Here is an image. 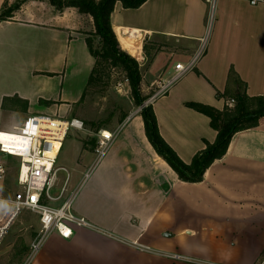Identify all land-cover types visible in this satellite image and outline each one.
Here are the masks:
<instances>
[{
  "label": "crops",
  "instance_id": "1",
  "mask_svg": "<svg viewBox=\"0 0 264 264\" xmlns=\"http://www.w3.org/2000/svg\"><path fill=\"white\" fill-rule=\"evenodd\" d=\"M5 1L18 0H0V12ZM209 17L208 0H149L138 9L117 2L111 16L121 49L148 64L143 94L206 41L194 69L152 104L161 136L187 164L217 139L211 119L187 103L223 110L239 91L231 73L248 96H264V5L217 0L211 26ZM94 32L90 15L59 11L47 0H28L0 22V132L22 128L38 113L69 112L82 99L95 66L87 44ZM162 40L176 49L161 48ZM42 99L66 105L43 107ZM76 136L72 157L56 167L67 169L58 174H69L71 190L82 185L74 212L92 227L75 228L70 239L53 232L33 264H257L264 254V122L238 132L197 183L180 180L158 155L141 113L83 184L95 149Z\"/></svg>",
  "mask_w": 264,
  "mask_h": 264
},
{
  "label": "built area",
  "instance_id": "2",
  "mask_svg": "<svg viewBox=\"0 0 264 264\" xmlns=\"http://www.w3.org/2000/svg\"><path fill=\"white\" fill-rule=\"evenodd\" d=\"M252 6L264 5V0H245ZM217 0H208L210 6L209 24L213 19V11ZM206 41H202L201 49L197 55L188 63H177L174 66L175 73L165 83L158 82L155 91L142 108L152 105L162 96L166 95L171 87L183 76L192 71L197 60L202 55ZM128 83L129 79H125ZM123 83H118L122 86ZM235 100H228L225 107H233ZM131 120V116L123 122L121 126L113 131L100 130L95 148V159L90 168L86 171L82 184L89 179L94 170L99 166L109 149L119 136L121 130ZM84 122L78 119L68 121L55 119L51 116L35 115L31 116L24 127L14 131L0 132V154L17 158L20 161L18 168L19 190L12 199L4 197L3 185L8 175V168L5 162L0 160V247L4 243V238L12 224V221L23 211L31 210L41 217L42 230L39 236L31 244V252L25 264H30L38 252L41 250L47 237L58 232L61 237L70 239L75 228H90L91 223L83 216L74 212V204L82 185L73 189L68 196L60 203L52 196L51 191L55 186V181L59 171L68 173L66 168L56 167V162L63 148L64 141L71 129L84 130ZM69 174L66 177V184L62 193L67 191L69 184ZM55 201V202H54ZM54 202V204H53ZM11 212L10 218L2 221L3 217ZM141 251H152L149 247L134 243ZM163 256L175 261L193 262L191 258L177 253H163ZM264 264V254L257 262Z\"/></svg>",
  "mask_w": 264,
  "mask_h": 264
},
{
  "label": "trees",
  "instance_id": "3",
  "mask_svg": "<svg viewBox=\"0 0 264 264\" xmlns=\"http://www.w3.org/2000/svg\"><path fill=\"white\" fill-rule=\"evenodd\" d=\"M28 0H18L13 4L5 1L0 12V22L11 19L14 13ZM57 10L73 7L80 13L90 15L94 20L95 32L87 39V44L95 66L89 79L87 88L81 99L84 100L91 86L96 85L105 70V65L120 67L127 75L132 94L138 106H142L146 98L142 97V75L139 62L121 49L120 43L113 30L111 16L117 2L125 9H138L149 0H47ZM98 39L100 49H95L94 40ZM145 50L146 46H145ZM229 78L239 89L234 107H225L218 110L212 106L196 102L186 105L211 119V126L217 131L214 143H208L203 151L197 153L190 164L185 163L174 149L160 134L158 121L152 105L142 108L141 116L145 125V132L150 143L168 165L177 173L180 180L188 183H197L203 180L207 169L219 159H222L233 137L241 131L256 128L264 122V96L250 97L246 90H242V83L230 74ZM242 90V91H241ZM140 106V107H141ZM126 116L123 117L122 122Z\"/></svg>",
  "mask_w": 264,
  "mask_h": 264
},
{
  "label": "rangeland",
  "instance_id": "4",
  "mask_svg": "<svg viewBox=\"0 0 264 264\" xmlns=\"http://www.w3.org/2000/svg\"><path fill=\"white\" fill-rule=\"evenodd\" d=\"M158 44H160L161 48L169 51H174L176 49L173 44L163 40ZM156 46L157 45H154V47ZM94 47L95 49H100V43L98 39L94 40ZM164 57L165 56H162L160 61L156 64L155 67L157 68V70L161 68ZM147 66V62L145 64L143 62V65L140 66L141 74H145V72L147 71ZM126 78L127 75L122 68L105 65L103 77H101L100 81L96 85L89 87L88 93L85 96L84 100H80L75 105H72V108L71 110H69V112L66 111V107H62L61 112L63 113L56 112L52 113L51 115L38 113L41 116H51L59 120L68 121L71 119H78L84 122V130L71 129L69 131L64 141L63 148L57 159V166H64L66 158L72 157L73 154L71 151L73 150L72 144L74 142L73 136L75 135V133L78 135L76 136L77 140L82 142L85 147L89 146L95 149L98 141V132L100 130L113 131L121 126L127 119V117L131 116L132 118V115L141 113V105L138 106L136 104V100L132 94L130 83H127L125 81ZM120 82L123 83L121 87L118 86V83ZM161 82L165 83L166 80L163 79L161 80ZM148 86L150 85L148 84ZM155 87L156 86H152L148 91L144 92V94L142 91V87V97L146 98L145 103L149 100L150 96L155 91ZM241 88L243 90V86ZM39 104L43 107H46V105H66L64 102H53L44 99L40 100ZM124 116H126V118L122 122ZM115 143H113L104 159L108 156V154H110L113 147H115ZM0 160H2L3 162L6 161L5 163L8 168V175L4 184V197L12 199L14 194L19 190L17 181L20 161L17 158H11L9 156H4L3 154H0ZM65 177L66 174L60 172L57 175L55 186L51 191L52 196L58 199L56 202L54 201L55 204L60 203L72 191L70 189V185L68 184L66 188L67 191L64 194L62 193L63 186L66 184ZM2 215L3 214L0 213L1 217ZM10 216L11 212L5 215L3 217L5 219H2V221H6L8 218H10ZM41 230L42 226L40 215L31 210L23 211V213H21L12 221V224L4 238V243L0 247V264H25L31 252V244L39 236ZM258 232L260 233L261 229H258ZM51 235L52 233L47 237L42 248ZM33 262L34 261H32L30 264H33Z\"/></svg>",
  "mask_w": 264,
  "mask_h": 264
}]
</instances>
